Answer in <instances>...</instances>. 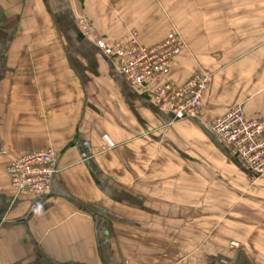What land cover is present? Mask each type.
<instances>
[{"label": "crops", "instance_id": "crops-1", "mask_svg": "<svg viewBox=\"0 0 264 264\" xmlns=\"http://www.w3.org/2000/svg\"><path fill=\"white\" fill-rule=\"evenodd\" d=\"M184 2L0 0V264H264V174L211 127L236 106L264 122V0ZM171 31L187 47L166 79L210 75L198 117L161 110L96 45ZM48 148L50 194L17 193L8 165ZM244 191L245 258L219 216Z\"/></svg>", "mask_w": 264, "mask_h": 264}, {"label": "built area", "instance_id": "built-area-1", "mask_svg": "<svg viewBox=\"0 0 264 264\" xmlns=\"http://www.w3.org/2000/svg\"><path fill=\"white\" fill-rule=\"evenodd\" d=\"M87 27L84 25L83 29ZM96 45L116 70L161 110L172 113L176 119L199 116L208 77L197 74L181 85L166 79L173 59L187 47L180 33L171 31L155 45L142 44L136 35L116 43L99 38ZM243 111L240 106L233 107L218 116L211 127L230 146L232 155L242 159L254 174L261 175L264 174V122L248 119ZM56 160L58 151L54 148L25 153L13 160L7 172L17 193L39 197L50 194Z\"/></svg>", "mask_w": 264, "mask_h": 264}, {"label": "rangeland", "instance_id": "rangeland-1", "mask_svg": "<svg viewBox=\"0 0 264 264\" xmlns=\"http://www.w3.org/2000/svg\"><path fill=\"white\" fill-rule=\"evenodd\" d=\"M183 1H187V0H175V6H178L179 4H181L179 7H182L183 4H186V2L183 3ZM192 1L193 0H188L189 5L191 6L197 5V4H193ZM229 3H230V0H221L222 5L224 4L227 5ZM200 75H206L208 77V80L210 81V75L208 74H200ZM186 118H189V117H186ZM236 158L240 160L243 163V165H245L246 167V164L242 159H240L239 157H236ZM262 175L263 174L261 175L255 174V177H259ZM238 203H239L238 205H232V206H229L228 208L223 209V211H220L221 214H219V216H223L224 219H228L229 225H232V227H234L237 230V232H233V233H229L228 231H227L228 233H224V234H228L231 236L229 240L226 239L227 242L225 246L228 247L227 250H230V252H232L234 256H238V257L244 256L245 258L246 252H247V239H246L247 226L251 225L250 228H252L253 226L252 223L247 221L248 214H247V208H246V192L245 191L242 192L241 197L238 199ZM232 219H234V221Z\"/></svg>", "mask_w": 264, "mask_h": 264}]
</instances>
